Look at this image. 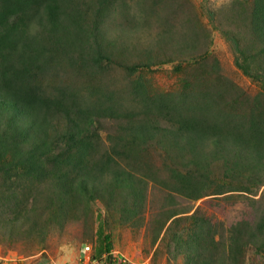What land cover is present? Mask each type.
<instances>
[{"label": "trees", "instance_id": "obj_1", "mask_svg": "<svg viewBox=\"0 0 264 264\" xmlns=\"http://www.w3.org/2000/svg\"><path fill=\"white\" fill-rule=\"evenodd\" d=\"M138 19L123 0H0L2 183L14 187L16 181H28L34 186L49 180L76 194V190L95 194L106 187L130 189L134 174L126 168L142 162L139 156L146 143L175 166L171 177L179 184L176 189L194 194L193 199L210 194L200 192L205 186L193 180L192 172L208 175L214 155L223 159L226 154L225 173L233 168L247 172V178L260 177L264 170V96H254L245 129L239 116L216 112L213 102L212 106L206 100L201 106V97L210 95L206 91L186 99L164 94L151 97L134 79L125 91L142 99L140 107H124L121 99L126 95L104 79L115 66L131 74L154 61L149 45L143 47L132 40L133 34L140 37L142 29L144 35H151L149 27L154 24ZM251 19L255 41L264 48V0H254ZM153 37L164 43L172 32L159 28ZM173 40L180 41L179 37ZM140 51L143 57L137 56ZM67 76L77 77L78 83L67 81ZM105 123L112 127L106 132L110 151L99 153L104 141L99 132L105 131ZM187 165L193 170L183 174L178 168ZM104 175L110 178L104 180ZM134 191L141 198V190ZM11 196L4 197L11 204L8 212L19 216L17 207L23 199L15 191ZM176 214L171 211L167 220ZM191 215L185 218L192 220L191 228L181 240L183 264H240L246 235L257 253L264 249V214L253 228L237 226L226 232L222 227L219 232L209 218L198 221L196 214ZM97 232V254L110 253V234L100 226ZM173 240L178 251L177 238Z\"/></svg>", "mask_w": 264, "mask_h": 264}, {"label": "rangeland", "instance_id": "obj_2", "mask_svg": "<svg viewBox=\"0 0 264 264\" xmlns=\"http://www.w3.org/2000/svg\"><path fill=\"white\" fill-rule=\"evenodd\" d=\"M123 1L139 21L146 19L149 25L154 24L149 27L151 35L136 29L140 37L133 34L132 38L143 47L144 43L151 47V65L131 74L124 67L115 66L104 79L126 95L121 99L124 107H140L142 99L125 91L134 79L143 84L145 95L151 97L164 94L186 99L189 94L206 91L210 95L201 97V106L203 101L209 100L211 105L213 102L216 112L239 116L241 128L245 129L254 96H264V48L255 41L252 31L254 0ZM158 27H168L172 32L167 42L154 39ZM177 37L179 42L173 40ZM140 52L137 56L143 57ZM125 60L133 61L128 57ZM65 79L78 83L75 76ZM102 129L105 131L99 135L104 141L99 153L110 151L106 132H111L112 127L105 123ZM145 147L139 156L142 162L126 168L134 174L130 189L106 187L95 194L78 190L76 194L65 192L49 180L38 181L34 186L28 181H16L12 187L2 183L0 177V264H183L181 240L186 238L192 223L185 219L187 215L196 214L198 221L209 218L219 232L221 227L226 232L237 226L253 228L264 214V170L256 179L247 178L244 170L232 168L225 173L226 154L223 159L214 155L208 175L192 172L193 180L205 186L200 192L210 194L193 199L194 194L189 196L188 191L176 189L179 184L171 177L175 166L153 144L146 143ZM178 169L185 174L193 167ZM108 177L104 175V180ZM231 188L236 190H228ZM137 189L141 190V198L134 191ZM13 191L23 199V207H17L19 216L8 212L11 204L4 198H12ZM219 191L223 192L214 193ZM23 209L26 211L22 214ZM171 211L177 213L172 218L178 217L172 224V218L167 220ZM98 226L110 234V253L97 254ZM173 237L177 238L178 251ZM244 239L247 244L240 264H264V249L257 253L249 237ZM85 245L90 247L86 253ZM174 253L178 256L174 257ZM84 256L90 260L84 263Z\"/></svg>", "mask_w": 264, "mask_h": 264}, {"label": "built area", "instance_id": "obj_3", "mask_svg": "<svg viewBox=\"0 0 264 264\" xmlns=\"http://www.w3.org/2000/svg\"><path fill=\"white\" fill-rule=\"evenodd\" d=\"M84 250H85V253H86L88 250H90V247L88 245H85L84 246ZM88 260H90L89 256H84L83 257V262L84 263L87 262ZM79 264H81V263H79Z\"/></svg>", "mask_w": 264, "mask_h": 264}]
</instances>
